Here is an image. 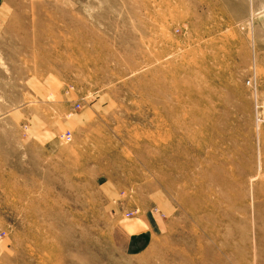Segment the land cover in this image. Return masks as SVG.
Segmentation results:
<instances>
[{
  "label": "rangeland",
  "instance_id": "374dc122",
  "mask_svg": "<svg viewBox=\"0 0 264 264\" xmlns=\"http://www.w3.org/2000/svg\"><path fill=\"white\" fill-rule=\"evenodd\" d=\"M263 104L264 0H0V264H264Z\"/></svg>",
  "mask_w": 264,
  "mask_h": 264
},
{
  "label": "crops",
  "instance_id": "0c3cea01",
  "mask_svg": "<svg viewBox=\"0 0 264 264\" xmlns=\"http://www.w3.org/2000/svg\"><path fill=\"white\" fill-rule=\"evenodd\" d=\"M36 121L37 122L32 121L33 123H31V128H32L33 133L45 142L52 140L51 138H49L50 134H52V131L49 134L51 130L49 128V125L41 124L40 119ZM160 221L161 219L157 215L151 214L150 212L146 211L144 213L143 221L134 220L132 222H128L125 230L128 231L130 234H132V236L130 237V242L131 243L139 242V244L141 245L145 244L146 246L147 242L149 241V238L152 237L154 233L153 231L157 227V223H159ZM139 234H142V235H139ZM136 247L138 248V246Z\"/></svg>",
  "mask_w": 264,
  "mask_h": 264
},
{
  "label": "built area",
  "instance_id": "2783aa9c",
  "mask_svg": "<svg viewBox=\"0 0 264 264\" xmlns=\"http://www.w3.org/2000/svg\"><path fill=\"white\" fill-rule=\"evenodd\" d=\"M256 120H258V122L260 123H264V104L262 106H260V109L257 112L256 115ZM66 138H68L69 140L71 139V133H66Z\"/></svg>",
  "mask_w": 264,
  "mask_h": 264
}]
</instances>
